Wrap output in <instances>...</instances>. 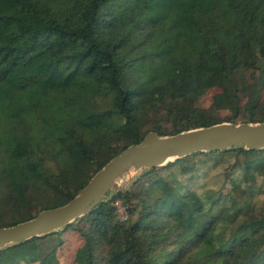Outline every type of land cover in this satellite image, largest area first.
<instances>
[{
	"label": "trees",
	"instance_id": "16d2710c",
	"mask_svg": "<svg viewBox=\"0 0 264 264\" xmlns=\"http://www.w3.org/2000/svg\"><path fill=\"white\" fill-rule=\"evenodd\" d=\"M253 69L258 84L245 78ZM263 77L264 0H0V228L69 203L150 132L263 123ZM211 90L231 117L193 105ZM157 103L169 131L146 128ZM231 151L246 186L199 192L158 178L150 194L106 197L59 230L0 249V264H58L53 236L77 222V264H264V205L242 199L264 174V148L193 153L145 175Z\"/></svg>",
	"mask_w": 264,
	"mask_h": 264
},
{
	"label": "water",
	"instance_id": "95a60500",
	"mask_svg": "<svg viewBox=\"0 0 264 264\" xmlns=\"http://www.w3.org/2000/svg\"><path fill=\"white\" fill-rule=\"evenodd\" d=\"M244 145L264 148V122L233 125L223 123L174 136L159 137L150 132L140 144L132 145L108 162L67 204L40 212L34 219L0 228V249L59 230L88 214L106 197L115 182L130 169L164 166L193 153L223 150ZM167 159V163H157ZM151 162V163H149Z\"/></svg>",
	"mask_w": 264,
	"mask_h": 264
},
{
	"label": "rangeland",
	"instance_id": "374dc122",
	"mask_svg": "<svg viewBox=\"0 0 264 264\" xmlns=\"http://www.w3.org/2000/svg\"><path fill=\"white\" fill-rule=\"evenodd\" d=\"M260 75V69H253V71L245 73V78L249 83L258 84ZM262 84H264V77ZM217 92L218 90H211L207 92L201 98L193 101V105L196 107L208 108L214 114H218L222 119L231 117L230 112L222 110L218 111L215 107H213V97ZM144 119L146 122V128H150L158 123L163 125L167 131L172 129V120L170 118L168 119L166 110L161 104L157 103L150 107V109L145 113ZM244 119H246V116L244 115L237 116L236 118L238 122H242ZM235 156V151L215 156L198 155L184 161V163L180 165L162 167L150 177H146L144 168L136 169L135 167H130L128 172L115 182L106 197L112 198L120 192H128L133 189L137 191L141 189L144 190L145 193L150 194L154 189L152 180L163 177L169 179L177 178L179 181L191 184V186L199 192H203L205 189L211 187L219 189L221 186H225V192H230L227 189L228 187L232 188L231 179H235L245 186L247 184L243 183L245 181L242 179L243 177L241 172L236 170L239 168H236V164L234 163L236 161ZM231 166H234L235 170L228 172L227 170L231 169ZM227 173H230L231 175L229 176ZM252 186L253 193L242 196V199H253V204L257 205L259 208L264 205V174L262 176H258L257 181H255ZM112 205L116 209L118 221L121 223L128 222L130 219V205L125 203V201L120 197L116 198ZM75 226L76 227L73 229H66L64 231L60 230L59 233L53 236L54 243H52V248L55 247L57 251L58 264H77L74 261L75 252L83 241V238L80 236L77 229L83 227V224L77 222L75 223Z\"/></svg>",
	"mask_w": 264,
	"mask_h": 264
},
{
	"label": "bare ground",
	"instance_id": "6f19581e",
	"mask_svg": "<svg viewBox=\"0 0 264 264\" xmlns=\"http://www.w3.org/2000/svg\"><path fill=\"white\" fill-rule=\"evenodd\" d=\"M167 159H158L157 160V163H160V164H164V163H167ZM149 163H151V162H149Z\"/></svg>",
	"mask_w": 264,
	"mask_h": 264
}]
</instances>
